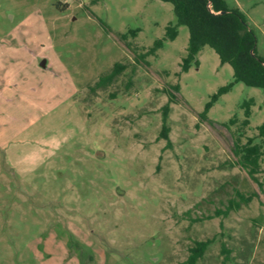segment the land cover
<instances>
[{"label":"rangeland","instance_id":"374dc122","mask_svg":"<svg viewBox=\"0 0 264 264\" xmlns=\"http://www.w3.org/2000/svg\"><path fill=\"white\" fill-rule=\"evenodd\" d=\"M225 3L264 61V0ZM174 20L159 0H0V264H187L196 241V264H264V176L232 154L244 101L241 142L259 141L264 93L233 84L200 121L233 79L214 50L182 72L180 26L137 61Z\"/></svg>","mask_w":264,"mask_h":264},{"label":"trees","instance_id":"16d2710c","mask_svg":"<svg viewBox=\"0 0 264 264\" xmlns=\"http://www.w3.org/2000/svg\"><path fill=\"white\" fill-rule=\"evenodd\" d=\"M172 6L174 23L168 24L165 37L156 40L153 46L145 54L137 55V61L144 60L145 56L156 55L162 48L163 41L174 40L177 37V28L184 26L188 29L189 37L185 56L181 61V71L187 72L191 65L198 66L197 54L208 46L218 55L220 64H228L233 71L232 82L218 89L204 110L199 114L200 121H207V113L218 98L227 93L233 84L242 83L248 87L258 88L264 93V61L255 54V35L249 29L244 16L238 10H229L225 0H159ZM135 33L133 32V36ZM122 40L126 35L121 36ZM126 69L125 64L116 63L111 70L100 77L95 83L96 88L106 87L111 84ZM177 92L178 87H172ZM169 102L174 101V96L169 94ZM252 100L244 101L241 108L244 109L245 119L240 124V129L233 134L232 154L235 165L241 167L248 177L259 184L257 176H264V121L257 127L259 141L248 138L242 143L243 129L248 127V117ZM169 104L162 107V129L160 137L168 141L169 128L167 126ZM235 117L228 121V125L234 124ZM245 201L243 196L239 195ZM232 205V202H231ZM239 203L232 209L237 210ZM208 241H196L190 249L187 264H196L208 247Z\"/></svg>","mask_w":264,"mask_h":264},{"label":"water","instance_id":"95a60500","mask_svg":"<svg viewBox=\"0 0 264 264\" xmlns=\"http://www.w3.org/2000/svg\"><path fill=\"white\" fill-rule=\"evenodd\" d=\"M40 66H41V67H44V66H45V62L42 61V62L40 63Z\"/></svg>","mask_w":264,"mask_h":264}]
</instances>
